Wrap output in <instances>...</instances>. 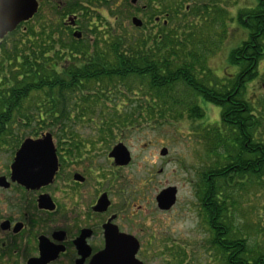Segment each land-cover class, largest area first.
<instances>
[{
  "label": "trees",
  "instance_id": "1",
  "mask_svg": "<svg viewBox=\"0 0 264 264\" xmlns=\"http://www.w3.org/2000/svg\"><path fill=\"white\" fill-rule=\"evenodd\" d=\"M207 8V4L196 8L197 21L189 22L191 30L186 29L187 22L171 35L166 27L139 36H119L112 30L104 36L94 34L93 40L61 34L55 52L51 36L28 41L27 68H11V94L3 92L0 97V111L16 114L0 116V127L73 126L88 118L105 121L107 126L155 125L184 115L188 120L200 119L205 115L203 101L218 106V122L199 127L204 160L209 161L202 167L199 188L209 244L222 264H264V244L246 246L233 229L241 193L250 184H264V146L260 143L264 110L245 98L246 85L256 78L264 59V0L236 12L235 20L247 36L227 55L234 67L232 74L212 79L203 66L204 52H197L192 40L189 46L186 37L194 35L201 23L199 12L206 14ZM91 31L95 33V28ZM19 53L20 49L12 53L13 64L21 62ZM36 89H41L40 97L27 100V112L20 114L24 91ZM123 99L131 104H119ZM121 111L127 114L122 119ZM102 112L107 115L98 116ZM172 257L181 264L177 251H172Z\"/></svg>",
  "mask_w": 264,
  "mask_h": 264
},
{
  "label": "flooded vegetation",
  "instance_id": "2",
  "mask_svg": "<svg viewBox=\"0 0 264 264\" xmlns=\"http://www.w3.org/2000/svg\"><path fill=\"white\" fill-rule=\"evenodd\" d=\"M130 3L137 14V0ZM99 7L118 20L122 0H0V97L3 92L11 94V68H27L28 41L51 36L55 52L61 34L78 40L96 27L92 11L103 15ZM140 10H148L147 5L142 4ZM168 17L167 12L163 19L153 16L155 28L168 27ZM18 49L21 62L13 64L12 53ZM40 90L24 91L20 114H26V102L40 97ZM15 114L0 111V116ZM88 121L79 126L0 127V264H151L159 246L151 234L153 215L181 208L179 188L167 183L158 190L154 187L151 196L149 184V195L145 196L148 191L140 195L137 182L121 171L133 165L126 138L138 128ZM47 134L51 149L40 150L39 159H26L16 166L21 143L42 140ZM261 140L264 146V133ZM118 144L129 151L127 163H118L113 154ZM162 148L167 147L159 150L166 162L181 163L175 155L168 158V149L161 154ZM45 156L51 157L48 163ZM198 177V183H192L196 188L191 191L196 199L193 205L198 207L199 226H207L199 192L202 171ZM170 186L175 187V201L168 209H160L157 194ZM214 203L216 208L218 201Z\"/></svg>",
  "mask_w": 264,
  "mask_h": 264
},
{
  "label": "rangeland",
  "instance_id": "3",
  "mask_svg": "<svg viewBox=\"0 0 264 264\" xmlns=\"http://www.w3.org/2000/svg\"><path fill=\"white\" fill-rule=\"evenodd\" d=\"M255 3L256 0H137L138 8L135 9L138 13L136 14L130 0H122L118 20L112 19V15L109 12L106 13L104 7H99L103 15L92 11V14L96 15L92 20V25L96 26H92L95 28V33L91 30L85 31L84 37L93 40L94 34L104 36L112 30L118 32L119 36H139L147 32H159L154 26L153 16L158 15L163 19L165 12L169 13V26L166 27L168 34H174L173 29L185 28L184 25L186 26L187 22L186 29L191 30L189 22L194 23L197 19L196 17L194 20L197 15L193 14L194 11L201 4H207L208 12L206 14L203 13L204 10L199 12L202 13L201 23L194 29V35L182 37L186 36L190 40L189 46L193 45H191L192 40L197 52H204L203 66L209 69L208 77L211 79L223 77L234 71V67L227 62L230 49L247 36L244 27L235 20V13L239 9L252 7ZM142 4H146L148 10H140ZM92 7L94 9L95 5L93 4ZM132 15L140 18L145 25L140 28L133 26L130 20ZM245 98L256 108L264 110V59L259 64L256 78L246 85ZM125 102L123 99L119 101V104H131L130 100L129 103ZM200 104L205 110L204 117L200 119L188 120L184 115L180 120H169L162 124L141 123L140 125L139 123L138 129L131 131L126 138L127 148L133 155V165L121 171L137 182L140 195L145 191H148L145 196L149 195L150 191L146 189L149 184H151V196L154 194V187L158 190L167 183L175 184L179 188L181 208H175L163 214L156 211L153 215L151 234L156 235L155 242L159 246L157 252L151 255V264H176L178 260L172 257V251L179 253L181 264H222L219 253L209 244L210 233L207 227L199 226L198 207L196 209L193 205L196 199L191 194V191L196 190L192 183L195 180L198 183V172H201L203 165L209 162L207 159L204 160L205 151L199 127L201 124H213L219 120L218 106L205 101ZM104 114L107 115V112ZM124 116L127 114L121 111L120 119ZM120 119L116 121L119 124ZM85 122L89 121L86 119L78 121L73 126H79ZM162 146L167 147L168 158L180 157L181 163L166 162V158L159 154ZM160 168L161 171H159ZM142 199L141 197L140 200ZM238 206L234 231L246 246L263 245L264 184L253 186L250 184L248 190L241 193ZM152 214L151 208V216ZM155 246L153 244L151 250Z\"/></svg>",
  "mask_w": 264,
  "mask_h": 264
},
{
  "label": "water",
  "instance_id": "4",
  "mask_svg": "<svg viewBox=\"0 0 264 264\" xmlns=\"http://www.w3.org/2000/svg\"><path fill=\"white\" fill-rule=\"evenodd\" d=\"M131 22L137 27L141 26L142 24L141 19L137 17H132ZM74 34L76 35V33ZM48 138L49 134L44 135V139L42 140L25 139L16 152L15 165L17 166L18 164H22L23 160L26 159H39L40 157L37 156V153L40 150H43L44 152L49 151L51 147ZM113 150L115 151V153L113 152V154L116 157L118 163L124 164L129 161V152L124 145L118 144L113 148ZM165 153L166 149H161V154ZM44 159L48 163V160L51 159V157L45 156ZM175 192V187H167L161 190L157 195L158 207L160 209H168L175 201Z\"/></svg>",
  "mask_w": 264,
  "mask_h": 264
}]
</instances>
